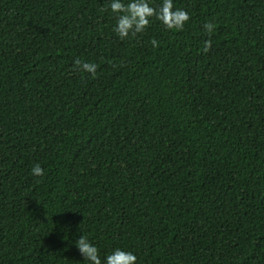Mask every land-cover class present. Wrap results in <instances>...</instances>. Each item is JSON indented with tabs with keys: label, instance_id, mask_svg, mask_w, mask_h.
I'll return each mask as SVG.
<instances>
[{
	"label": "trees",
	"instance_id": "16d2710c",
	"mask_svg": "<svg viewBox=\"0 0 264 264\" xmlns=\"http://www.w3.org/2000/svg\"><path fill=\"white\" fill-rule=\"evenodd\" d=\"M0 264H264V0H0Z\"/></svg>",
	"mask_w": 264,
	"mask_h": 264
}]
</instances>
